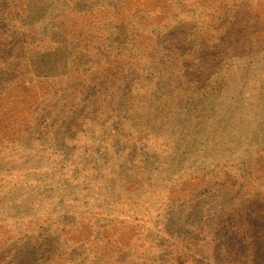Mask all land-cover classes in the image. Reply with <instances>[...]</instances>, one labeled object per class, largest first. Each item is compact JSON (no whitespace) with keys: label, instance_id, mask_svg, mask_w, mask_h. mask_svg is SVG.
<instances>
[{"label":"trees","instance_id":"trees-1","mask_svg":"<svg viewBox=\"0 0 264 264\" xmlns=\"http://www.w3.org/2000/svg\"><path fill=\"white\" fill-rule=\"evenodd\" d=\"M237 62L264 0H0V264H264V123L212 102Z\"/></svg>","mask_w":264,"mask_h":264},{"label":"rangeland","instance_id":"rangeland-1","mask_svg":"<svg viewBox=\"0 0 264 264\" xmlns=\"http://www.w3.org/2000/svg\"><path fill=\"white\" fill-rule=\"evenodd\" d=\"M235 68L234 82L226 91L227 97H220L217 102L216 100L212 102L221 110L225 104L228 105L222 115V126L218 124L220 130L233 134H251L256 125L261 126L264 123V66L260 62L254 64L237 62ZM173 166L171 161H153L147 171H159ZM91 185V187L89 184L82 187L70 182L69 193L80 191L79 195L87 193L95 195L98 185L95 182Z\"/></svg>","mask_w":264,"mask_h":264}]
</instances>
